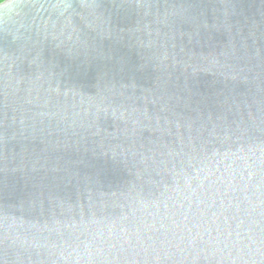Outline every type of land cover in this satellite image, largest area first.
Wrapping results in <instances>:
<instances>
[{
    "label": "water",
    "instance_id": "95a60500",
    "mask_svg": "<svg viewBox=\"0 0 264 264\" xmlns=\"http://www.w3.org/2000/svg\"><path fill=\"white\" fill-rule=\"evenodd\" d=\"M237 2L259 22L258 31L248 36L245 29L231 43L223 32H214L207 42L194 41L189 47L205 58L210 71L187 82L179 74L169 76L151 67L148 49L97 38L82 19L81 0H70L72 8L60 19L51 15L49 0L0 3V132L13 117L18 122L35 111L48 113L38 125L43 132L36 141L0 143V260L7 231L19 241L18 258L9 252V264H264V135L255 133L230 144L232 152L243 150L239 155L248 158L257 173L247 187L238 177L228 184L217 179L219 173L209 174L214 163L207 142L224 134L219 101L234 66L244 67L249 80L240 90L264 100V0ZM105 3L112 7L111 0ZM130 19L122 10L112 25L125 27ZM22 25L32 37L23 46L26 53L34 55L42 48L46 60L54 59L55 45L64 41L112 59L93 61L81 72L61 77L59 85L53 78L54 91L46 92L49 85L34 78V66L18 59L21 41L16 37L24 32ZM175 42L178 51L180 41ZM159 43L167 45L163 39ZM232 47L247 56L235 60ZM56 59L64 64L62 57ZM145 64L149 66L141 67ZM45 99L47 106L37 108ZM48 142L61 146L49 151L50 160L69 163L82 179L53 188L42 207L21 209L19 200L26 190L13 180L10 169L21 143L39 151ZM112 151L119 160L137 161L135 167L114 162ZM182 169L195 177L190 200L175 191L177 181L188 191ZM173 200L180 203L174 205ZM217 237L224 241L218 247Z\"/></svg>",
    "mask_w": 264,
    "mask_h": 264
},
{
    "label": "clouds",
    "instance_id": "9594fccd",
    "mask_svg": "<svg viewBox=\"0 0 264 264\" xmlns=\"http://www.w3.org/2000/svg\"><path fill=\"white\" fill-rule=\"evenodd\" d=\"M110 4L111 8L107 7L105 0H81L80 7L85 9L82 19L88 29L95 32L99 39L107 38L115 44H124L129 48L150 50L151 55L148 60L151 67L169 76L179 74L185 82L195 81L201 73L210 71L203 63L205 58L196 56L192 48L189 47L194 41L196 44H200L201 39L206 38L207 42L211 40L214 32H223L227 34L229 43H231L232 37L241 35L245 29L248 31V36H252L256 34L259 28V22L250 17L237 0H214V2L209 3H190L187 0L169 2V0H165L163 4L160 3V0H119V2L111 0ZM47 7L51 15L60 19L72 8V4L70 0H56V3H51L49 0ZM122 10L126 15H130L131 19L125 27L116 28L112 25V18L114 15H120ZM209 13L211 14V22H209ZM21 27H24V32L16 37L21 41V56L18 59L27 60L30 66H34V78L49 85L48 89L45 90L46 92L54 91L51 88L53 78L59 85L61 77H69L73 72H81L82 68H86L93 61L105 62L112 59L110 55L102 51L90 50L87 47L77 46L75 43L68 44L64 41L55 45V57H62L63 65L56 58L46 60L42 48L37 50L34 55L26 53L23 46L32 37L27 34L29 32L27 26L22 25ZM53 27H55V21H53ZM162 39L167 41V45L159 43ZM177 39L180 41L178 51H176L177 44L175 42ZM186 47H188L187 52L185 51ZM230 55L235 60L240 61L247 56V53L238 54L237 49L232 47ZM117 63H121V61H117ZM212 63L218 64L219 61L214 60ZM147 66L149 64L141 65V67ZM234 68L235 70L223 82L222 98L219 101L221 111L218 120L223 122L224 134L214 136L207 142L212 146L214 163V168L209 170V174L219 173L217 179L220 182L226 181L228 184H232L238 177L247 187L248 182L252 181L257 173L252 165L247 162L248 158L239 155L243 150L238 149L237 152H232L230 144L245 138L251 139L255 133L264 135V100H257L255 96L245 95L240 90L249 83V80L245 75L244 67L237 65ZM166 83L167 81L163 82V84ZM163 84L158 85V87H162ZM47 104L48 100L45 99L42 105L37 103V108L46 107ZM254 107L255 113L253 112ZM46 115L48 113L44 111H35L26 118L21 117L18 122L13 117L12 122L4 125V130L0 132V143H6L10 140L36 141L38 139L37 133L43 132V128L38 127V125L43 124V117ZM40 142L44 143L43 140ZM217 144L220 146L219 148L216 147ZM60 147L59 144L52 145L51 142H48L39 151H29L27 146L21 143V152L10 169L13 180L21 182L26 190L24 198L19 200L21 209L25 205L29 209L35 208L38 204L42 207L44 199L52 197L53 188L61 185L67 186L73 182L76 185L81 181L82 177L74 166L69 163H61L59 158L55 161L50 160L49 151L58 150ZM63 147L67 148L68 145ZM248 152L255 155L251 148L248 149ZM103 154L107 155L108 153ZM112 158L114 162L122 163L125 166L132 165L135 167L137 163L134 159L119 160L114 151H112ZM237 160L243 161V163L237 165ZM181 173L183 174V169ZM194 178L183 174L185 189L188 191L181 190L179 181H177L175 189L177 197L183 196L184 200H190L191 195L195 194V189L191 187L190 183L191 179ZM165 190H167L166 185ZM177 203L180 201L173 200L174 205ZM237 237L239 241V233H237ZM2 242L5 257L0 260V264H9V252L18 258L19 254L15 249L19 241L8 235L6 231ZM189 243L194 245L195 242L190 240ZM220 243H224V241L217 237V247ZM225 248H227V244H225ZM200 251L203 249L201 248ZM212 255H206L204 259L209 260ZM60 258L64 259L63 256Z\"/></svg>",
    "mask_w": 264,
    "mask_h": 264
},
{
    "label": "trees",
    "instance_id": "16d2710c",
    "mask_svg": "<svg viewBox=\"0 0 264 264\" xmlns=\"http://www.w3.org/2000/svg\"><path fill=\"white\" fill-rule=\"evenodd\" d=\"M4 0H0V3L3 2Z\"/></svg>",
    "mask_w": 264,
    "mask_h": 264
}]
</instances>
